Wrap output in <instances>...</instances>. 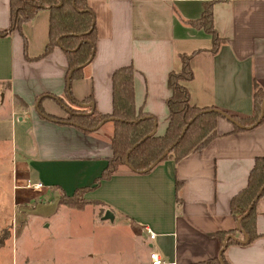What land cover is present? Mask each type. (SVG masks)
Returning <instances> with one entry per match:
<instances>
[{"label":"crops","instance_id":"0c3cea01","mask_svg":"<svg viewBox=\"0 0 264 264\" xmlns=\"http://www.w3.org/2000/svg\"><path fill=\"white\" fill-rule=\"evenodd\" d=\"M84 1L94 15L97 41L95 56L84 67L82 79L70 86L74 100L83 103L91 98L94 111L111 115L112 74L132 66L135 107L155 118V134L161 137L169 115L167 76L181 70V55L193 53V79L185 84L189 105L216 108L240 118L252 115L254 85L264 92V0ZM211 1L215 2L213 27L224 39L216 53L211 51L210 36L192 25L202 17L204 4ZM9 12V0H0V32L10 25ZM48 18L46 8L32 22L24 23L20 32L0 39L2 102L9 103L18 116L17 123L25 124L19 139H25L21 151L26 154L15 164L20 177L19 186L14 187L16 206L31 200L24 199L28 182L42 184L39 192H31L38 197L59 183L72 189L83 180L86 185L78 188L93 187L112 157L110 123L83 133L77 127L50 122L36 112L40 98H44L43 112L60 119L68 117L66 108H75L66 96L64 52L56 47L49 56L38 58L48 43ZM49 96L62 99L64 107ZM216 123V139L207 147L177 163L163 160L145 174L120 167L110 180L100 182L95 194H85L89 198L84 196V208H69L72 216L88 214L79 222L80 233L85 234L110 223L101 217L107 210L112 213L111 223L117 232L112 250L107 241L96 238L97 249L103 254L122 256L112 264H150L151 252L175 264L209 262L220 252L214 234L238 231L229 205L246 187L254 160L264 158V124L236 133L222 117ZM255 214L260 237L249 244L226 245V264H264V195L256 202ZM62 215L58 211L29 217L20 212L15 220L9 217L0 225V231L9 236L0 246V264H57L55 246L50 243L64 226ZM36 224L42 237L32 239L33 247L25 251V233ZM148 229L155 234L154 239H150ZM52 235L53 240L43 245L46 242L42 239ZM234 238L243 240V234L238 232ZM47 250L49 255L44 254Z\"/></svg>","mask_w":264,"mask_h":264},{"label":"trees","instance_id":"16d2710c","mask_svg":"<svg viewBox=\"0 0 264 264\" xmlns=\"http://www.w3.org/2000/svg\"><path fill=\"white\" fill-rule=\"evenodd\" d=\"M214 3L213 1L206 2L202 17L192 21V25L199 30L205 31L210 36L211 51L216 53L224 39L218 35L213 27L212 7ZM9 6L10 25L4 32H0V39L5 38L14 31L20 32L24 23L32 22L40 11L47 8L49 11V39L43 50L44 52L38 58L49 56L52 50L57 47L64 52L67 59L66 81L69 76L70 85L69 88L66 86V96L70 98L75 108H66L68 117L60 119L43 112L41 101L44 98H40L37 107L41 117L50 122L77 127L83 133L96 131L102 122L110 123L112 126L109 139L111 141L112 157L107 160L105 167L101 171L100 178L95 181L93 187L99 185L101 181L110 180L120 167H125V154L135 145L137 146L128 155V162L136 171H132L133 173L143 174L151 164L161 158V155L167 149H170L169 153L161 161L172 159L177 163L191 156L192 153L207 147L211 141L216 139V122L221 118L216 113L218 109H199L189 105L190 93H188L185 84L193 79L190 64L193 53L181 55V70L169 73L167 76V88L170 97L166 101L169 115L164 134L161 137L156 136V134L146 137L156 130L157 125L153 116L135 107L133 95L134 69L132 66L117 69L112 74L113 111L111 115H101L94 110L91 114L89 108L80 106L90 104L91 98L79 103L71 96L70 86L72 82L82 79L84 69L82 66H88L95 56L97 41L95 19L84 0H9ZM49 97L56 99L64 107L62 99L54 96ZM263 100L264 92L257 85H254L252 97L253 113L250 117L240 118L225 113L242 126L252 127L260 115V105ZM189 122L190 125H188ZM261 124H264V117L261 120ZM186 127L187 130L181 137L180 135ZM241 130L244 129L234 126V132L237 133ZM252 168L246 187L231 198L229 205L230 215H232L236 223L239 222V230L245 233L248 238L247 244L260 237L256 229L257 214H255V205L257 201H255V198L261 189L263 190L258 198L264 195V158H256ZM93 187L77 189L70 196L61 194L58 203L68 208L82 209L87 204L84 196ZM253 203L254 205H252ZM238 232L228 231L214 234L218 241L219 249L224 248L223 244L228 236H232L233 239L228 240L226 245L242 244V240L239 241L234 238ZM8 238L7 232L0 231V246ZM221 261H223V253L221 254ZM201 264H221V262L218 259H212ZM223 264H226V262L223 261Z\"/></svg>","mask_w":264,"mask_h":264},{"label":"rangeland","instance_id":"374dc122","mask_svg":"<svg viewBox=\"0 0 264 264\" xmlns=\"http://www.w3.org/2000/svg\"><path fill=\"white\" fill-rule=\"evenodd\" d=\"M2 101L3 98H1L0 94V122L2 123L0 124V225H5L9 217H13L14 220L17 219L20 212L24 216L32 217L40 214L52 215L60 211V213H64L62 215L64 226H61V229L56 232V236L54 237L55 242L50 243L55 246L57 264H112L118 261L119 257L122 256L115 255L113 257L111 256L112 253L103 254V251L98 250L96 245V238L98 240L103 239L109 243V248L112 250L111 246L117 237L115 225L111 222H105L106 226H102L101 229L98 226L97 229H88L86 234L80 233L79 222L86 219L88 214L72 216V214L68 213L69 208L58 204L61 194L70 195L78 187L85 186L86 181L80 180L79 184L74 185L72 189H70L71 186L70 188H65L63 183L58 182L60 186L54 187L48 193H42L40 197L34 193L32 194L33 190L28 189V192L24 194V199L30 198L31 200L24 205H19V203L17 206L15 205V201L17 200L15 199L16 190H14V187L19 186L18 182L20 180V177L16 174L15 164L26 154V152L22 153L21 151V148L25 144V139L23 136L22 139H19V135H23L25 124L17 123L18 116L11 110L7 101L4 103ZM97 188L98 185L93 187L88 193L95 194ZM86 197L87 199L89 198L88 196ZM37 224L33 227L32 231L25 233V239L27 238V243L24 246L25 251H28V247H33L32 239H41L42 237V233L38 234L36 232L38 228ZM21 233V230L17 231V235L20 237H22ZM53 236L51 238L47 236L46 241L42 239L43 242H46L43 245L47 246V240L51 242ZM44 254L47 255L48 250ZM45 255L42 254L43 257Z\"/></svg>","mask_w":264,"mask_h":264},{"label":"water","instance_id":"95a60500","mask_svg":"<svg viewBox=\"0 0 264 264\" xmlns=\"http://www.w3.org/2000/svg\"><path fill=\"white\" fill-rule=\"evenodd\" d=\"M58 5L60 6V4H58ZM85 66H86V65H83L82 67H85ZM82 67H81V68H82ZM69 78H70V77L68 76V78H67V88H69V85H70ZM39 102H40V99H38V100H37V103H36V112H38V113H40L39 110H38V108H37V105H38ZM80 106H81L82 108H83V107H84V108H89L90 111H91V114L94 112V111H93V110H94V106H93V104H83V105H80ZM260 107H261L260 115H259L258 119L256 120V123H254V124L252 125V127H244V126H242L239 122H236L231 116H229L228 114H226V113H225L224 111H222V110H221V111H220V110H217L216 113H217L220 117H222L225 121L231 123L233 126L238 127V128H240V129H244V130H250V129H252L253 127H256V126H258L259 124H261V120H262L263 117H264V100L262 101ZM103 124H104V122L100 123V124H99V127H98L96 130H98V129L101 127V125H103ZM188 125H190V122L188 123ZM186 130H187V127H186V128L183 130V132L181 133V135H180L181 137L184 135V133H185ZM155 133H156V130H154L151 134H149V135L146 136V137H151V136L155 135ZM136 146H137V145L131 147L130 150L125 154L126 157H125V161H124V166H125L129 171H134V172H136V171L130 166V164H129V162H128V157H129L128 155L130 154V152H131ZM169 150H170V149L165 150L164 153L161 155V158H160L159 160L155 161L153 164H151V165H150V166L144 171V173L149 172V171L152 170L156 165H158V164L161 162V160L164 159V158L167 156V154L169 153ZM262 190H263V189H261V190L259 191L257 197L255 198V201H257V198H258L260 192H262ZM255 201H254V203H255ZM254 203H253L252 205H254ZM249 210H250V208H249ZM249 210H248V211H249ZM246 215H247V213H246ZM101 218H102V220H104V221H110V222H113V221H114L113 215H112V213H111L109 210L105 211V213L103 214V216H102ZM239 221H240V220H239ZM236 229H237L239 232H241V233L243 234V240H242V242H243V243H247L248 238H247L246 234L243 233L241 230H239V222H238L237 225H236ZM230 239H233V237H232V236H228V237H226L225 242H224V244H223V245H224V248L221 249L220 252L218 253L217 259H218V261L221 262V264H223V261H221V254L224 252V249H225V247H226V242H227L228 240H230Z\"/></svg>","mask_w":264,"mask_h":264},{"label":"built area","instance_id":"2783aa9c","mask_svg":"<svg viewBox=\"0 0 264 264\" xmlns=\"http://www.w3.org/2000/svg\"><path fill=\"white\" fill-rule=\"evenodd\" d=\"M25 187L27 189H31V190H33L35 192H39L43 188L41 183H39V184H31L30 182H28ZM146 232L149 233L150 239H154L155 238V234L153 232H151L149 229L146 230ZM149 263L150 264H175V263H170V262L163 261L157 252H151L149 254Z\"/></svg>","mask_w":264,"mask_h":264}]
</instances>
